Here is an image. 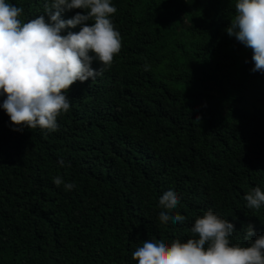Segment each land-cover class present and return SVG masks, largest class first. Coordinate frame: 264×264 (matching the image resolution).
Returning a JSON list of instances; mask_svg holds the SVG:
<instances>
[{"label":"trees","instance_id":"16d2710c","mask_svg":"<svg viewBox=\"0 0 264 264\" xmlns=\"http://www.w3.org/2000/svg\"><path fill=\"white\" fill-rule=\"evenodd\" d=\"M0 264H264V0H0Z\"/></svg>","mask_w":264,"mask_h":264}]
</instances>
